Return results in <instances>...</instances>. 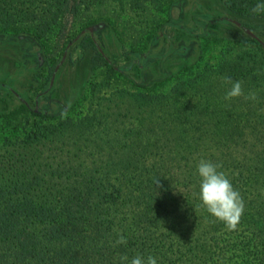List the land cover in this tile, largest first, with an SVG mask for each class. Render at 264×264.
Segmentation results:
<instances>
[{
  "label": "trees",
  "instance_id": "16d2710c",
  "mask_svg": "<svg viewBox=\"0 0 264 264\" xmlns=\"http://www.w3.org/2000/svg\"><path fill=\"white\" fill-rule=\"evenodd\" d=\"M107 1L0 0V33L32 36L52 60L56 44H48V39L67 36L63 30L70 17L80 18L79 14ZM113 1L122 10L128 6L144 12L148 7L161 13L175 0ZM219 1L238 16L264 18V13L251 11L264 0ZM86 20L80 29L93 21ZM163 25L151 24L149 35L132 43L125 58L148 51L155 41L153 32ZM208 36L201 33L200 38ZM66 38L56 49L61 56L79 38L97 47L90 35ZM258 40L248 35L245 41L253 44L255 52L243 49L231 58L222 57L217 69L207 67L208 72L248 78L257 51L264 57V45ZM92 61L104 66L107 77L119 76L140 88L136 95L150 105V113L162 109L170 118L155 117L142 124L114 167L107 162L106 169L41 171L34 167L40 161L25 148L47 136L51 142L66 127L78 126L82 132L91 121L41 111H32L37 120H31L20 101L0 111V264H120L121 255L131 259L137 254L145 259L152 255L157 264H264V119L252 118L250 110L233 115L224 108L204 113L172 107L159 101L165 94L155 88L161 83H134L98 47ZM201 73L192 70L188 80L201 78ZM184 84L178 80L167 93ZM12 144L16 148L9 149ZM201 159L221 163L219 171L243 198L244 212L234 231L199 206L196 166ZM51 177L63 181L50 183ZM118 234L127 238V244L113 247Z\"/></svg>",
  "mask_w": 264,
  "mask_h": 264
},
{
  "label": "rangeland",
  "instance_id": "374dc122",
  "mask_svg": "<svg viewBox=\"0 0 264 264\" xmlns=\"http://www.w3.org/2000/svg\"><path fill=\"white\" fill-rule=\"evenodd\" d=\"M124 9L113 0L98 4L79 14L80 18L70 17L63 33H78L83 38L90 35L104 58L134 83H161L155 88L165 94L159 99L161 103L192 107L204 113L212 108H224L233 115L250 110L252 118L264 119V57L258 51L248 78H232L242 82L245 95L255 92L256 100L241 96L225 101L223 97L230 85L223 83L222 73L208 72L207 68L217 69L222 57L231 58L240 50L256 51L253 44L245 41L248 34L242 27L264 45V18L238 16L219 0H175L167 12L161 13L148 7L144 12L128 6ZM86 17L93 21L80 29L79 24L86 22ZM153 23H164L153 32V44L148 51L127 60L125 51L148 36ZM201 33L209 36L200 38ZM67 36L58 41L51 37L47 43L56 44L57 49L67 41ZM97 47L79 38L71 43L59 63L62 56L58 50L55 49L51 60L45 46L32 36L0 33V111L11 109L20 101L27 107L31 120H37L31 115L36 98L41 112L70 115L73 119L84 116L92 124L82 132L78 126L66 127L51 142L47 136L27 146L25 149H31L30 153L40 161L34 167L41 171L52 167L106 169L107 162L114 167L117 158L128 152V142L142 124L155 117L170 118L162 109L157 114L150 113V105L141 103L136 95L140 88L122 77H107L104 66L92 61ZM185 65H190V69H183ZM192 70H202V77L189 81ZM178 80L185 84L175 93H167ZM61 178L51 177L49 182L62 183Z\"/></svg>",
  "mask_w": 264,
  "mask_h": 264
},
{
  "label": "clouds",
  "instance_id": "9594fccd",
  "mask_svg": "<svg viewBox=\"0 0 264 264\" xmlns=\"http://www.w3.org/2000/svg\"><path fill=\"white\" fill-rule=\"evenodd\" d=\"M251 11L254 14L264 13V2L257 3ZM223 83L230 85L223 99L231 101L233 98L243 96L245 100H256V93L249 91L245 95L242 82L234 81L230 77H223ZM221 163L201 159L196 166V174L200 177L199 193L200 207L213 216L216 220L224 223L229 231L237 229L240 218L244 212V201L240 193L234 189L231 181L224 172L219 171ZM127 244V238L118 234V238L112 244L113 247ZM120 264H157V259L149 255L145 259L137 254L131 259L127 255L119 257Z\"/></svg>",
  "mask_w": 264,
  "mask_h": 264
},
{
  "label": "water",
  "instance_id": "95a60500",
  "mask_svg": "<svg viewBox=\"0 0 264 264\" xmlns=\"http://www.w3.org/2000/svg\"><path fill=\"white\" fill-rule=\"evenodd\" d=\"M227 20H229V21L233 22L235 25L239 26V23H238V22L233 21V20H231V19H227ZM242 30H243L246 34H248L249 36L254 37V38H256V39L258 40V38H257L253 33H251L248 29H246L245 27H242ZM75 39H76V38H75ZM75 39H73V41H74ZM258 41H260V40H258ZM64 55H65V52L63 53V55H62V57H61L59 63H60V62L62 61V59L64 58ZM59 63H58V64H59ZM58 64L54 67V71L56 70Z\"/></svg>",
  "mask_w": 264,
  "mask_h": 264
},
{
  "label": "flooded vegetation",
  "instance_id": "af4514ba",
  "mask_svg": "<svg viewBox=\"0 0 264 264\" xmlns=\"http://www.w3.org/2000/svg\"><path fill=\"white\" fill-rule=\"evenodd\" d=\"M34 112H38L39 110L37 109V99L35 98L34 100V109H33Z\"/></svg>",
  "mask_w": 264,
  "mask_h": 264
}]
</instances>
